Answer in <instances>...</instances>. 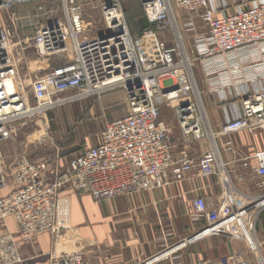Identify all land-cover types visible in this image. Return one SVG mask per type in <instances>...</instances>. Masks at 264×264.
<instances>
[{
    "label": "built area",
    "instance_id": "built-area-1",
    "mask_svg": "<svg viewBox=\"0 0 264 264\" xmlns=\"http://www.w3.org/2000/svg\"><path fill=\"white\" fill-rule=\"evenodd\" d=\"M34 0H0V10L29 6ZM38 11L51 0H37ZM99 6L102 34L87 38L83 0H61L62 18L40 25L21 41L13 30L0 28V148L13 140L17 128L65 105L88 98H100L120 89L125 95L127 115L106 122L97 144L85 147L63 166L59 157L30 161L21 155L8 176L0 179V190L11 182L13 188L0 198V222L11 218L18 234H0V264H23L19 246L48 234L57 245L69 229L70 201L63 196L73 192L100 202L139 193H151L181 183L190 177H214L220 188L215 208L203 198L192 203L194 214L204 220L198 235L238 236L264 264V241L256 238L255 225L264 211V151L252 159L256 167L248 179L263 190L250 195L239 191L227 165L218 155L214 138L247 131L264 130V89L256 86L254 75H244L253 55L264 48V2L247 7L246 1L234 14L217 16L223 8L219 0H139L150 29L133 40L120 0H85ZM182 30L193 34L195 53L189 58L182 46ZM206 30L196 33L194 21ZM170 29L176 44L158 39V32ZM11 46L23 56L31 50L35 60L63 58L60 63L31 79L23 87L12 65ZM199 63L211 83V93L238 88L241 113L229 118L218 134L203 130L201 94L195 86L192 68ZM263 68V66H262ZM246 85L254 86L252 92ZM28 89V90H27ZM31 100H30V97ZM165 103L175 104L177 127L185 141L207 137L211 149L200 156L183 153L172 156L170 132L160 120ZM230 150L231 143H224ZM0 150V173L3 171ZM244 183L242 176H236ZM49 264H88L79 251L52 253ZM240 264H244L241 262Z\"/></svg>",
    "mask_w": 264,
    "mask_h": 264
},
{
    "label": "crops",
    "instance_id": "crops-1",
    "mask_svg": "<svg viewBox=\"0 0 264 264\" xmlns=\"http://www.w3.org/2000/svg\"><path fill=\"white\" fill-rule=\"evenodd\" d=\"M219 2L223 8L217 16H227L234 14L241 0ZM262 2L264 0H247L246 5L250 8ZM179 15V24L187 20L184 14ZM193 21L196 33L205 34V28L195 19ZM181 27L180 24L178 31L182 37L184 52L193 59V34ZM167 32H158V39L175 45L172 31L168 29ZM140 37L141 35H133V40ZM253 56L252 65L244 71V75H255L256 86L264 89V48L259 55ZM192 71L195 86L203 95V130L218 134L229 118L241 113L240 101L236 97L239 89L226 88L219 94L211 93V83L205 78L201 65L195 63ZM246 86L252 92L254 86ZM119 101L113 94H107L103 97L102 104L106 109H113L119 105ZM174 105L165 103L160 109V120L170 132L173 158L179 159L183 153L200 156L210 150L211 140L207 137L199 141L184 140L177 127ZM164 109L169 112L163 113ZM227 141L231 143L230 150L224 146ZM214 144L220 160L227 165L239 191L250 195L261 193L263 190H258L256 182H251L248 178L251 169L256 167L252 156L264 151V130L259 129L253 133L243 130L216 137ZM6 172H10V169H6ZM236 176H242L244 183L237 182ZM12 188L13 185L9 182L6 188L0 190V198ZM219 195L220 188L216 178H202L196 174L181 183L171 184L151 193L132 194L100 202L93 201L87 195L66 192L63 196L70 201L69 229L55 246H52L48 234L38 236L30 244H20L23 264H49L52 253L71 251L81 252L88 264H258L257 255L238 236L228 238L223 235H198L205 224L202 218L194 214L193 201L200 197L205 200L208 208H215ZM6 231L15 236L18 234L16 223L11 218L4 223L0 222V234ZM255 232L257 240L263 242L264 211L258 216ZM262 256L264 259V249Z\"/></svg>",
    "mask_w": 264,
    "mask_h": 264
},
{
    "label": "rangeland",
    "instance_id": "rangeland-1",
    "mask_svg": "<svg viewBox=\"0 0 264 264\" xmlns=\"http://www.w3.org/2000/svg\"><path fill=\"white\" fill-rule=\"evenodd\" d=\"M83 4L85 5L83 19L89 25L86 33L87 38L102 34L103 24L99 6L85 0H83ZM39 5V2L34 0L29 6L18 7L12 11L0 10V28L5 27L13 30L17 35L14 42L17 39L23 41L29 38L40 25L62 18L61 0L46 1L42 11H38ZM10 51L12 65L25 88H28L33 77L47 70L45 67H54L65 63L70 60L71 56L69 51L63 58L52 57L37 61L32 56L31 50H26L23 56L17 55L19 50L16 46H11ZM38 70L40 73H37ZM107 94H113V97L120 100L119 105L113 109H106L102 104V99ZM201 98L203 101V95ZM166 111L169 112L168 109H164L162 112ZM126 115L124 92L116 89L101 95L99 99L88 98L62 106L33 120L26 126L18 127L13 140L3 144L5 146L0 148L3 157L1 165L3 171L0 173V179L6 180V175L8 176L10 173H7L6 169L11 170L21 155L27 156L30 161L46 159L51 163L58 156L59 163L65 166L85 147L96 145L98 136L106 122L117 120Z\"/></svg>",
    "mask_w": 264,
    "mask_h": 264
},
{
    "label": "trees",
    "instance_id": "trees-1",
    "mask_svg": "<svg viewBox=\"0 0 264 264\" xmlns=\"http://www.w3.org/2000/svg\"><path fill=\"white\" fill-rule=\"evenodd\" d=\"M124 16L129 28L131 37L137 35L139 37L144 31L150 29L147 21L144 18L139 0H120Z\"/></svg>",
    "mask_w": 264,
    "mask_h": 264
},
{
    "label": "bare ground",
    "instance_id": "bare-ground-1",
    "mask_svg": "<svg viewBox=\"0 0 264 264\" xmlns=\"http://www.w3.org/2000/svg\"><path fill=\"white\" fill-rule=\"evenodd\" d=\"M201 109H202V106L200 105Z\"/></svg>",
    "mask_w": 264,
    "mask_h": 264
},
{
    "label": "water",
    "instance_id": "water-1",
    "mask_svg": "<svg viewBox=\"0 0 264 264\" xmlns=\"http://www.w3.org/2000/svg\"><path fill=\"white\" fill-rule=\"evenodd\" d=\"M142 1H145V0H142Z\"/></svg>",
    "mask_w": 264,
    "mask_h": 264
}]
</instances>
